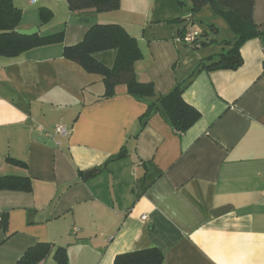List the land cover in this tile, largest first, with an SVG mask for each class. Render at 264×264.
<instances>
[{
  "label": "crops",
  "instance_id": "crops-1",
  "mask_svg": "<svg viewBox=\"0 0 264 264\" xmlns=\"http://www.w3.org/2000/svg\"><path fill=\"white\" fill-rule=\"evenodd\" d=\"M12 2L21 10L17 29L63 32V40L0 56V177L31 184L0 190V264H17L39 242L52 250L38 264H56L57 247L68 264H113L152 247L161 264H264V0H253L263 34L241 45L233 70L199 67L235 39L209 5L192 12L190 0H120L116 10L77 12L66 0ZM39 8L52 13L47 22ZM97 23L135 38V78L152 83L153 98L138 99L124 84L102 98V76L63 56ZM185 27L200 31L198 47L180 40ZM115 55L94 57L111 67ZM179 83L200 113L192 126L175 131L158 102L140 120ZM56 125L69 133L55 134Z\"/></svg>",
  "mask_w": 264,
  "mask_h": 264
},
{
  "label": "trees",
  "instance_id": "trees-1",
  "mask_svg": "<svg viewBox=\"0 0 264 264\" xmlns=\"http://www.w3.org/2000/svg\"><path fill=\"white\" fill-rule=\"evenodd\" d=\"M66 2L70 11L77 12L89 9L98 12L116 10L120 4V0H66ZM190 2L192 12H198L201 7L209 5L211 10L227 23L235 37L230 48L218 54L217 60L207 64L201 62L199 67L206 70L238 68L242 63L241 45L246 40L263 34L253 20V0H190ZM39 17L44 23L52 17V13L45 8H39ZM20 19L21 10L14 6L12 0H0V56L15 57L30 48L63 40V32L46 36H40L37 33L33 35L20 34L16 31ZM175 20L178 19L173 21ZM209 28L216 30L213 25H209ZM223 44L229 43L224 40ZM111 49L116 51L111 67L105 66L94 57L96 52ZM62 54L65 58L80 65L85 71L102 76L104 84V91L100 96L102 98L112 96L117 84H124L127 92L138 99L155 96L152 83H142L136 80L133 65L141 57V52L135 38L119 24H93L81 41L64 46ZM183 88L184 85L179 83L165 95L155 97L148 103L140 120L145 122L158 102L172 128L179 133L186 131L197 121L200 113L183 99ZM123 154L124 151H121L118 157ZM6 160L15 165L24 166L17 160L9 158ZM1 189L29 191L31 189L30 178L1 176ZM6 225V214L2 213L0 227L6 228ZM51 250L52 246L49 243H36L26 249L17 264H38L51 253ZM53 258L56 264H68L65 249L62 247H57L54 250ZM162 261L163 253L152 247L118 254L114 257L113 264H161Z\"/></svg>",
  "mask_w": 264,
  "mask_h": 264
},
{
  "label": "built area",
  "instance_id": "built-area-1",
  "mask_svg": "<svg viewBox=\"0 0 264 264\" xmlns=\"http://www.w3.org/2000/svg\"><path fill=\"white\" fill-rule=\"evenodd\" d=\"M37 0H28L29 3L34 4ZM200 32L191 27H185L180 34V40L187 46L195 48L199 46ZM54 132L57 135L65 136L69 133V129L63 125H56ZM142 219H146V215L141 216Z\"/></svg>",
  "mask_w": 264,
  "mask_h": 264
},
{
  "label": "water",
  "instance_id": "water-1",
  "mask_svg": "<svg viewBox=\"0 0 264 264\" xmlns=\"http://www.w3.org/2000/svg\"><path fill=\"white\" fill-rule=\"evenodd\" d=\"M183 20H191V16H185ZM18 33L23 34V35H32L36 33L37 29L35 27L29 28V29H17L16 30ZM95 171V169H92L87 172V174H90L91 172ZM5 210L4 208H0V213Z\"/></svg>",
  "mask_w": 264,
  "mask_h": 264
},
{
  "label": "rangeland",
  "instance_id": "rangeland-1",
  "mask_svg": "<svg viewBox=\"0 0 264 264\" xmlns=\"http://www.w3.org/2000/svg\"><path fill=\"white\" fill-rule=\"evenodd\" d=\"M223 39L222 40H220L218 43H219V45H222L223 44Z\"/></svg>",
  "mask_w": 264,
  "mask_h": 264
}]
</instances>
